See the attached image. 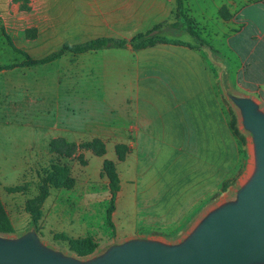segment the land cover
<instances>
[{
    "label": "rangeland",
    "instance_id": "374dc122",
    "mask_svg": "<svg viewBox=\"0 0 264 264\" xmlns=\"http://www.w3.org/2000/svg\"><path fill=\"white\" fill-rule=\"evenodd\" d=\"M66 10L65 0H0V64L19 63L27 56L44 57L62 44L72 43L74 38L66 21H51L67 18ZM245 13L259 16L256 8ZM251 31V26L242 28L234 40L243 46ZM4 32L15 48L9 45ZM160 34L168 35V28ZM179 38L194 40L205 48L206 55L218 56L204 59L216 77L219 120L229 134L226 141L211 148L215 169L193 204L184 205L186 200L179 195L180 188L192 177L189 170L195 158L189 149L191 143L104 142L102 156L82 152L85 163L76 156L59 157L49 150L53 137L82 142L99 136V107L105 102L112 108L115 105L113 94L100 93H112L115 75L125 69V58H84L83 54L66 53L47 64L0 71V199L14 229L0 233V237L17 239L33 232L44 247L84 263L131 239L179 244L211 211L236 201L248 177L255 144L234 100L251 98L263 113L264 102L257 91L244 87L240 80L242 63L231 58L225 48H209L188 34ZM198 60L190 61L185 70L181 68L182 73L186 72L178 80L185 97L182 108L188 109V119L198 130L196 135L214 142L210 77ZM125 95L131 105V97ZM163 103L168 110L163 126L169 129L175 121L171 118L175 101L166 98ZM120 153L123 159H119ZM226 158L229 162L221 170V160ZM108 166L119 177L115 194L110 189ZM58 167L67 169L70 185L49 188L34 225L26 211V201L37 194L41 179ZM112 199L110 225L106 212ZM85 237L96 244L91 254L79 256L69 249V238Z\"/></svg>",
    "mask_w": 264,
    "mask_h": 264
},
{
    "label": "crops",
    "instance_id": "0c3cea01",
    "mask_svg": "<svg viewBox=\"0 0 264 264\" xmlns=\"http://www.w3.org/2000/svg\"><path fill=\"white\" fill-rule=\"evenodd\" d=\"M65 1L67 18H53L51 21L52 24L66 21L74 41L61 46L76 45L100 37L125 41L123 47L79 53V55L83 54L84 58H87V55L89 58H125L123 60L125 69L115 75L113 92L100 93L101 95L113 94L114 98L111 99L115 105L112 108L105 102V106L99 107L98 137L103 142L116 143H140L148 140L191 143L189 149L195 158L189 170V173L192 172V177L179 192L180 199L186 200L184 205L188 202L187 206H190L212 178L215 169L212 159L215 154L210 151L211 148L214 144L226 141L229 134L225 125L219 120L217 80L206 67L204 59L218 58V56L206 55L205 48L194 40L192 42L179 38L185 34L191 38L192 36L186 31L170 26L177 21L176 6L179 3L182 15L194 27L198 36L207 42L202 44L217 50L223 47L231 58L239 59L242 63L240 73L242 84L249 91H257L260 100L264 102V0ZM252 8L257 9L259 14L257 18L245 13ZM239 15L243 16L240 20ZM157 25H161V30L168 28L169 34L165 35L166 37L189 42L196 47L156 43L141 49L132 48L130 41L134 36L145 33ZM250 26L252 31L247 35V42L241 46L234 38L242 28ZM217 38L222 41L219 42ZM214 40L217 41L214 42ZM194 60L200 62V66L208 72L210 77L209 91L212 99L210 106L214 105L215 109L214 142L201 139L196 135L198 130L188 119L190 118L188 109L186 111L182 108L185 97L178 80L186 75L185 71L181 72L182 66L185 70L187 64ZM125 94L131 97V105L128 100H125ZM166 98L175 101L174 115H171L175 121L169 129L163 126V120L168 116L167 107L163 103ZM119 102L122 104L120 105ZM84 111L87 113V109ZM88 113L90 114L89 111ZM2 126L0 124V127ZM228 162V158L221 160V170Z\"/></svg>",
    "mask_w": 264,
    "mask_h": 264
},
{
    "label": "water",
    "instance_id": "95a60500",
    "mask_svg": "<svg viewBox=\"0 0 264 264\" xmlns=\"http://www.w3.org/2000/svg\"><path fill=\"white\" fill-rule=\"evenodd\" d=\"M130 45V44H129ZM245 127L253 134L255 170L236 201L211 211L179 244L131 239L100 257L79 262L44 247L27 233L0 237V264H255L264 262V113L248 97L236 98Z\"/></svg>",
    "mask_w": 264,
    "mask_h": 264
},
{
    "label": "trees",
    "instance_id": "16d2710c",
    "mask_svg": "<svg viewBox=\"0 0 264 264\" xmlns=\"http://www.w3.org/2000/svg\"><path fill=\"white\" fill-rule=\"evenodd\" d=\"M180 0H178L179 2ZM26 8V5L23 6ZM175 14L177 17V21L173 24H170L172 27H177L183 31L189 33L192 37L198 40L200 43H205L202 40L194 27L189 24L188 20L182 15L179 3L176 6ZM161 32V25L154 26L149 31L137 34L134 36L130 44L134 49H141L147 46L154 45L156 43H173V44H183L189 47H196V45L184 42L177 39H171L166 37L165 35L160 34ZM4 36L6 37L7 42L13 48V45L10 37L6 32H4ZM125 45V41L123 40H116L107 37H100L96 39H91L84 43L76 44V45H63L59 49L52 51L51 53L47 54L44 57L40 58H31L26 57L19 63H11V64H0V71L4 69H11L13 67L21 66V67H31L36 65L47 64L53 62L60 57H62L66 53H83L89 50H97V49H104V48H118L123 47ZM49 150L58 155L59 157H78L81 163H85V159L83 158V151H90L93 155L102 156L105 154V144L99 137H93L89 140L82 141V142H73L67 141L65 138L57 136L53 137L49 141ZM119 159H123V154H119ZM67 169L58 167L56 170L51 171L48 173L44 178L41 179L38 192L37 194L29 198L26 201L25 208L26 211L31 216V221L35 225L40 218L41 215V205L46 199L49 194V188L59 187V186H69L70 181L67 179ZM107 175L110 178V189L113 194L118 190V183L119 177L118 174L115 172L114 169L108 166ZM113 210V199L111 200L110 206L106 212V219L108 223L111 225V214ZM13 225L6 213L5 207L3 202L0 199V233H11L13 232ZM68 246L71 251H74L79 256H85L91 254L95 248L96 244L92 241L90 237H85L82 239H68Z\"/></svg>",
    "mask_w": 264,
    "mask_h": 264
},
{
    "label": "bare ground",
    "instance_id": "6f19581e",
    "mask_svg": "<svg viewBox=\"0 0 264 264\" xmlns=\"http://www.w3.org/2000/svg\"><path fill=\"white\" fill-rule=\"evenodd\" d=\"M251 155H252V159H251V165L249 167V172H248V177L245 178L246 181L248 180V178H250V176L253 174L254 170H255V155L253 153V150H251Z\"/></svg>",
    "mask_w": 264,
    "mask_h": 264
}]
</instances>
